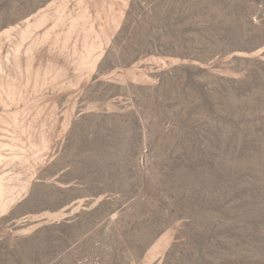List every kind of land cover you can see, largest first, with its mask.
I'll use <instances>...</instances> for the list:
<instances>
[{"label": "rangeland", "instance_id": "rangeland-1", "mask_svg": "<svg viewBox=\"0 0 264 264\" xmlns=\"http://www.w3.org/2000/svg\"><path fill=\"white\" fill-rule=\"evenodd\" d=\"M0 264H264V0H0Z\"/></svg>", "mask_w": 264, "mask_h": 264}]
</instances>
